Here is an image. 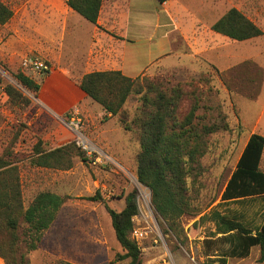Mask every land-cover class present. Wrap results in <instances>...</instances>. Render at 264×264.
Masks as SVG:
<instances>
[{"label":"rangeland","instance_id":"1","mask_svg":"<svg viewBox=\"0 0 264 264\" xmlns=\"http://www.w3.org/2000/svg\"><path fill=\"white\" fill-rule=\"evenodd\" d=\"M1 1L10 7L8 2L12 0ZM46 1L33 0L35 5L30 4L27 8L31 17L11 18L0 26V157L7 153L9 160L18 167L25 207L42 191L68 197L38 248L26 252L28 264H129L127 259L116 261V255L122 254V249L105 205L120 211L130 193H134L135 202L142 210L134 228L146 232L144 239H134L141 250L142 264H194L189 257L194 258L195 264H222L220 260L224 258L225 264H264V252L259 247L251 248L249 255L241 259L229 255L230 243L220 236L205 239L215 232L210 222L202 224L194 236L186 235L194 222L220 204L221 193L250 134L264 136V0H219L218 4L219 18L230 8H236L261 28L262 36L235 42L214 35L211 51L194 52L185 46V54L195 55L190 66L167 70L151 67L140 75L162 78L170 85L190 79L197 81L200 76L209 78L207 84L199 85L201 104L211 105L216 112L221 111L229 126L228 130L209 137L207 152L200 159L203 171L198 177L200 188L194 202L200 214L181 217L173 231L167 230V224L153 209L150 192L137 181V137L119 126L118 117L109 121L98 119L95 125L82 118V127L79 128L109 161L102 160L93 165L74 156L72 168L66 171L30 165L37 144L44 151H52L74 143L75 138V129L69 125L68 115L47 114L37 98L14 79V75L22 73L40 84L45 76L22 70L21 60L25 58L45 61L51 69V42L54 38L49 21L44 17L45 7L41 4ZM16 3L18 9V1ZM202 39L211 41L206 34ZM64 41V55L74 49L78 55L83 52L81 46L68 47V38ZM178 51H182V47ZM6 85L16 87L29 98V106L20 109L10 104L4 93ZM93 105L100 108L95 102ZM138 105L136 95L127 99L124 110L129 118ZM182 105L187 110L188 102ZM63 134L68 137L62 138ZM261 169L264 171V153ZM97 194L101 201L89 199ZM217 209L227 217L238 219L253 232L264 219V199L261 197L222 204ZM0 264H3L1 260Z\"/></svg>","mask_w":264,"mask_h":264},{"label":"trees","instance_id":"2","mask_svg":"<svg viewBox=\"0 0 264 264\" xmlns=\"http://www.w3.org/2000/svg\"><path fill=\"white\" fill-rule=\"evenodd\" d=\"M102 2L65 0L72 11L91 24L96 23ZM12 17L11 8L0 0V26ZM210 30L235 42L263 35L261 28L236 8L227 10L210 26ZM14 79L37 98L39 83L22 73L14 75ZM208 82L209 78L200 76L197 81L190 79L170 85L162 78L138 76L131 79L120 71L88 73L78 82L80 90L106 114L118 117V124L124 131L136 135L139 146L136 178L150 192L153 209L167 224L168 231H173L181 217L200 214V209L194 206L200 188L198 177L203 171L200 159L207 152L209 137L229 129L221 111L216 112L211 105L201 104L199 85ZM4 93L9 103L20 109L30 104L29 98L14 86L6 85ZM131 95L138 97L139 105L129 118L124 105ZM185 101L188 102L187 110L182 105ZM200 109L203 112L199 113ZM39 145L35 146L30 159V165L34 167L66 171L72 168L74 156L89 163L75 143L52 151H44ZM263 153L264 136L251 133L221 193L220 204L187 229L188 237L194 236L202 224L210 222L215 232L205 239L216 235L228 241L231 257L246 258L253 247L264 252V219L253 232L238 219L227 217L217 209L219 205L247 198L264 199ZM18 170L7 153L0 157V260L3 264H28L26 252L38 248L44 233L53 225L68 200L67 196L42 191L25 207ZM89 199L101 201L99 194ZM105 210L122 249V254L116 255V261L127 259L129 264H142L140 247L131 238L132 218L137 214L134 193L125 197L122 210L116 212L107 205ZM220 262L225 264V258Z\"/></svg>","mask_w":264,"mask_h":264},{"label":"crops","instance_id":"3","mask_svg":"<svg viewBox=\"0 0 264 264\" xmlns=\"http://www.w3.org/2000/svg\"><path fill=\"white\" fill-rule=\"evenodd\" d=\"M12 1L8 2L13 10L12 19L31 17L27 8L35 5L33 0ZM41 4L54 40L51 70L40 82L37 100L44 112L56 117L69 115L73 108H78L84 122L92 125L98 119L113 118L95 108L80 90L78 82L83 75L120 71L134 79L151 67L167 70L190 66L195 55L185 54V46L194 52L211 51L214 35H218L210 26L219 18V0H103L95 24L72 11L65 0ZM204 31L211 41L202 39ZM66 38L68 47L81 46L83 52L78 55L74 49L64 55ZM180 47L182 51H178Z\"/></svg>","mask_w":264,"mask_h":264},{"label":"built area","instance_id":"4","mask_svg":"<svg viewBox=\"0 0 264 264\" xmlns=\"http://www.w3.org/2000/svg\"><path fill=\"white\" fill-rule=\"evenodd\" d=\"M21 69L24 71L32 72L37 75H46L51 69L47 62L42 61L40 59H23L21 60ZM69 117V125L73 126L75 129L74 133V143L75 145L84 152L89 163L93 165L96 163H100L102 160L109 161L107 155H102L97 147L90 142L80 131L79 128L82 127V116L78 108H73L68 115ZM137 206V214L132 218L133 230L131 232V237L135 240H142L146 237L145 230L134 228V222L136 220H140V216H142L141 208ZM142 219V217H141ZM190 261L195 264L194 258L189 257Z\"/></svg>","mask_w":264,"mask_h":264}]
</instances>
